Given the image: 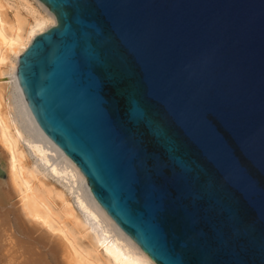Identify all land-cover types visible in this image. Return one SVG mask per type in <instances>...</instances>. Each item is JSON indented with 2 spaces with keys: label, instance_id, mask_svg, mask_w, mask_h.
<instances>
[{
  "label": "water",
  "instance_id": "water-1",
  "mask_svg": "<svg viewBox=\"0 0 264 264\" xmlns=\"http://www.w3.org/2000/svg\"><path fill=\"white\" fill-rule=\"evenodd\" d=\"M22 97L155 264H264V0H38Z\"/></svg>",
  "mask_w": 264,
  "mask_h": 264
},
{
  "label": "bare ground",
  "instance_id": "bare-ground-1",
  "mask_svg": "<svg viewBox=\"0 0 264 264\" xmlns=\"http://www.w3.org/2000/svg\"><path fill=\"white\" fill-rule=\"evenodd\" d=\"M54 22L38 0H0V264H155L99 206L22 97L17 57Z\"/></svg>",
  "mask_w": 264,
  "mask_h": 264
}]
</instances>
